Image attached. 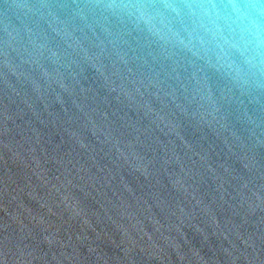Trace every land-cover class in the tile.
Listing matches in <instances>:
<instances>
[{"label":"water","instance_id":"95a60500","mask_svg":"<svg viewBox=\"0 0 264 264\" xmlns=\"http://www.w3.org/2000/svg\"><path fill=\"white\" fill-rule=\"evenodd\" d=\"M0 264H264V0H0Z\"/></svg>","mask_w":264,"mask_h":264}]
</instances>
